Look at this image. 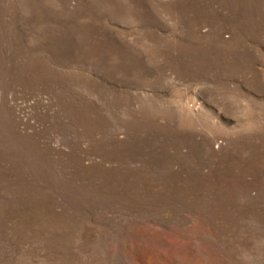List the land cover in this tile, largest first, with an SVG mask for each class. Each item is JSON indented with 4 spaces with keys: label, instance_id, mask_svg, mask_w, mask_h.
Masks as SVG:
<instances>
[{
    "label": "rangeland",
    "instance_id": "1",
    "mask_svg": "<svg viewBox=\"0 0 264 264\" xmlns=\"http://www.w3.org/2000/svg\"><path fill=\"white\" fill-rule=\"evenodd\" d=\"M0 264H264V0H0Z\"/></svg>",
    "mask_w": 264,
    "mask_h": 264
}]
</instances>
